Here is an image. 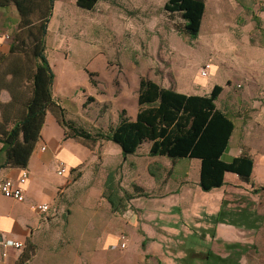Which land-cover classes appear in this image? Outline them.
I'll list each match as a JSON object with an SVG mask.
<instances>
[{"label": "rangeland", "instance_id": "1", "mask_svg": "<svg viewBox=\"0 0 264 264\" xmlns=\"http://www.w3.org/2000/svg\"><path fill=\"white\" fill-rule=\"evenodd\" d=\"M166 1L99 0L88 10L75 0H54L45 54L54 74L52 93L57 105L46 112L45 133L54 127L51 116L59 124L61 119L68 123L60 124L68 137L73 128L107 131L122 110L134 118L142 77L195 93L203 91L200 86L206 90L220 82L230 87L233 80L229 95L222 103L218 98L217 106L226 104L237 128L253 122L254 104L258 110L264 108V89L249 92L246 83L234 76L244 68L242 42L264 41V21L256 26L253 18L264 17V0L251 6L223 0L219 16L214 1L205 0L198 38L179 31L182 19L164 10ZM215 25L218 38L213 42ZM209 60L217 70L200 75L198 70ZM256 60L264 68V58ZM16 86L12 84L13 89ZM17 89L18 103L23 104L31 84ZM72 138L94 151V156L73 172L72 180L58 192L50 220L22 247L21 253L29 255L24 264H264V218H249L250 190L233 188L231 193H239L238 198L229 195L227 201L249 206L235 210L229 204L220 215L216 201L223 196V187L208 191L198 185V159L153 156L149 141L123 154L111 140L100 139L99 144ZM249 140L259 145L262 138L255 134ZM228 175L226 181L231 183L234 176ZM74 179L78 180L72 183ZM105 192L123 209L114 210ZM220 221L254 222L257 234L252 243L223 242L214 235ZM111 235L116 240L106 243Z\"/></svg>", "mask_w": 264, "mask_h": 264}, {"label": "trees", "instance_id": "2", "mask_svg": "<svg viewBox=\"0 0 264 264\" xmlns=\"http://www.w3.org/2000/svg\"><path fill=\"white\" fill-rule=\"evenodd\" d=\"M97 2L75 0L78 7L88 10ZM9 4L15 5L19 15L10 50L25 57L23 67L19 65L18 77L20 81L29 82L31 90L23 104L18 103V94L14 91L16 97L12 93L10 101H0V143L5 154L2 165L23 168L40 136L46 112L57 105L52 93L54 74L45 54L47 24L54 0H0V6ZM204 6L205 0H167L164 10L178 13L182 19L179 31L195 38L199 34ZM221 89L217 84L207 94H187L142 77L135 118L131 119L122 110L118 122L107 131L91 133L72 127V136L91 142L111 140L118 144L123 154L133 153L143 141H149L151 155L172 160L198 159V185L203 190L221 186L227 172L236 173L241 181L250 183L253 160L248 154L242 152L230 161L221 157L234 128L231 118L215 105ZM60 124L68 123L61 119ZM104 195L114 210L123 209L114 203L112 194L105 192ZM118 200L122 202L123 198ZM28 258V252H22L16 264H24Z\"/></svg>", "mask_w": 264, "mask_h": 264}, {"label": "crops", "instance_id": "3", "mask_svg": "<svg viewBox=\"0 0 264 264\" xmlns=\"http://www.w3.org/2000/svg\"><path fill=\"white\" fill-rule=\"evenodd\" d=\"M213 1L215 3V10L219 16L221 15L220 7H222L223 0ZM240 1H244L251 6L253 4H256L258 0ZM253 18L255 20L256 26L260 23V21H264V17H262L261 15ZM18 19V11L14 4L0 6V101L2 102L10 101L12 91L17 93V88H20L23 84H27L20 81L18 77L19 65L20 67H23L24 59L17 53H13L10 50L11 40L9 39V37L15 32L18 24ZM211 33L213 38L212 41L216 42L218 38V28L216 25ZM198 37L199 34L197 38ZM240 48L245 52V55L241 57V61H244V63L242 64V66H244V72L242 71L240 73L241 75L235 76L232 73L227 74V72H224V74H226L227 77L234 76V80L241 79L246 83V90H248L249 92L253 91L254 93L255 89L260 86L264 89V68H259V66L256 65V59L258 57L264 58V41L255 40L253 43H250L248 39V42H242ZM249 49H256L258 51L249 53ZM207 62L210 63V66L206 71V74L202 76H207L209 73L213 75L214 71L217 70V66L215 64H213L210 60ZM12 80L14 81L13 83L15 86L17 84L14 89L12 87ZM233 82L234 81L232 80L230 87L229 85L227 87V84L224 85V83L222 82L218 84L222 86V89L215 103L216 107L225 111L226 114L231 118V120L233 118L227 113L226 110L228 109V107L226 108V104H223L222 106L221 103L223 102V99L229 95L230 89L234 84ZM10 86L13 90L10 89ZM210 87L211 85L205 90L202 88V86H200L199 88L203 90L201 93H195V91L191 90L189 92L183 93H195L203 95L209 92ZM243 95L244 97H246V92H244ZM218 98L221 99V103H219L221 107L217 106ZM255 107H257V104H254L253 106V122L241 124L238 128L233 122L234 128L232 134L230 135L228 145L221 154V157L225 161L232 160L234 156H237L242 152L248 154L253 160L250 183L247 186L246 183L241 181L236 173H224L225 181L221 186L218 187H223V196L216 201V205H218V207L221 206L220 215L225 208L229 207V204L231 208H236L235 210H237V208L241 209L249 206L248 204H246V206H240L238 205V203L227 201L229 195H236V198H238L239 193H231L233 188H237V192H239L238 190L248 189L250 190L248 194L253 196V199L251 200L252 204L250 207L252 214L249 216V218H253V220L254 218H256L257 220L259 218H264V108L258 110ZM51 117L52 121L54 122V127L51 129L50 133H45L44 127L41 128L40 136L34 145L31 155L29 156L27 165L26 167H23L28 171V178L24 184V200L17 201L0 193V264H16V261L18 260L22 251V247L25 245L26 241L33 238L38 229L50 220V215H52L53 213L52 211L54 210V202L57 198L58 192L64 190L67 182H70L72 180L73 172H79L81 169H83L81 167L84 162L88 160L90 155L91 157L94 156V151L85 146L81 141L72 138L73 136L68 137V135L64 134V130L58 123L56 118L53 116ZM129 117L133 119L132 116ZM248 132L250 133L248 134ZM255 134L258 139L262 138L261 144L259 145L252 143L249 140L250 136H255ZM233 135H236L235 139H233ZM97 143L100 144L101 142H99L98 140ZM43 146L44 148H42ZM224 156H226V158ZM4 159L5 154L3 145L2 143H0V178L8 177L16 180L21 172V169L23 168L3 166L2 164L4 162ZM105 159L106 156L104 155V158H102V163H104ZM60 161L65 164L67 170L63 174H58L56 171ZM82 175L83 173L79 177L81 178ZM227 175L231 177L234 176L232 177L233 179L231 183H227ZM78 179H74L72 183L76 182ZM155 181L156 184L158 180L156 179ZM233 198L231 197L230 201H232ZM33 203H47L49 205V208L45 212H36L31 208V204ZM225 204L226 207L224 206ZM257 229L258 228L254 225V222L240 224L239 221H220L216 225V231H214V235L216 239L222 240L223 242L252 243L254 235L257 234ZM6 240L19 241L23 245H21L19 248L11 245L5 246L4 242ZM115 240L116 236L111 235L106 243H111ZM233 252L235 251L233 250ZM230 253L231 251L228 254Z\"/></svg>", "mask_w": 264, "mask_h": 264}, {"label": "built area", "instance_id": "4", "mask_svg": "<svg viewBox=\"0 0 264 264\" xmlns=\"http://www.w3.org/2000/svg\"><path fill=\"white\" fill-rule=\"evenodd\" d=\"M209 66H210L209 62H204L201 67V70H199V73L201 75H205ZM42 148H44V146ZM56 171L58 174H63L64 172L67 171L66 166L62 161L59 162ZM27 178H28V171L25 168L21 169V172L16 180L8 177L0 178V193L6 197L13 198L17 201H23L25 198L24 184ZM31 208L36 212H45L48 210L49 205L47 203H33L31 204ZM4 245L5 246L11 245L16 248H19L22 245V243L19 241L6 240L4 242ZM124 245H125L124 243H121V246Z\"/></svg>", "mask_w": 264, "mask_h": 264}]
</instances>
